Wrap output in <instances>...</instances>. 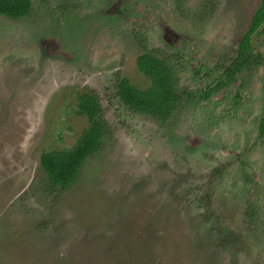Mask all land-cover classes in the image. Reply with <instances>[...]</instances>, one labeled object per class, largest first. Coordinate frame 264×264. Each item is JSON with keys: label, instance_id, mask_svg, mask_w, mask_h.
Instances as JSON below:
<instances>
[{"label": "rangeland", "instance_id": "obj_1", "mask_svg": "<svg viewBox=\"0 0 264 264\" xmlns=\"http://www.w3.org/2000/svg\"><path fill=\"white\" fill-rule=\"evenodd\" d=\"M0 16V264H264V26L260 63L206 99L262 0H31ZM151 52L182 96L168 121L118 93ZM105 135L66 190L41 166L90 128Z\"/></svg>", "mask_w": 264, "mask_h": 264}, {"label": "trees", "instance_id": "obj_2", "mask_svg": "<svg viewBox=\"0 0 264 264\" xmlns=\"http://www.w3.org/2000/svg\"><path fill=\"white\" fill-rule=\"evenodd\" d=\"M32 9L31 0H0V16L9 19H24L31 14ZM263 26L264 0L240 43L236 59L225 70L216 88H209L206 99L235 83L240 73L260 63L259 56L253 53V37ZM137 66L151 80L152 86L141 91L125 78L118 85L119 96L132 110L151 115L161 121H168L182 101L171 66L151 52L142 54L137 60ZM79 108L81 114L88 117L90 128L84 132L73 149L46 152L41 157V166L50 182L62 190L68 189L78 179L84 163L100 149L101 140L105 135L101 106L97 97L91 93L80 95ZM259 131L260 137L264 138V116Z\"/></svg>", "mask_w": 264, "mask_h": 264}]
</instances>
